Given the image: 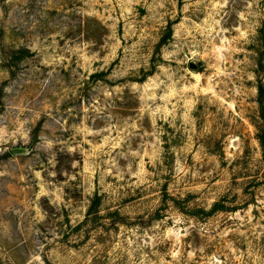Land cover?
<instances>
[{
    "label": "rangeland",
    "instance_id": "374dc122",
    "mask_svg": "<svg viewBox=\"0 0 264 264\" xmlns=\"http://www.w3.org/2000/svg\"><path fill=\"white\" fill-rule=\"evenodd\" d=\"M259 85L264 0H0V264H264Z\"/></svg>",
    "mask_w": 264,
    "mask_h": 264
},
{
    "label": "trees",
    "instance_id": "16d2710c",
    "mask_svg": "<svg viewBox=\"0 0 264 264\" xmlns=\"http://www.w3.org/2000/svg\"><path fill=\"white\" fill-rule=\"evenodd\" d=\"M258 104L260 107V116L262 118V122L263 125L262 127L259 126V128L257 129V139L259 141V144L262 148V152H263V164H264V89L262 87V85L258 86ZM262 129V131L260 130ZM264 175V173H263Z\"/></svg>",
    "mask_w": 264,
    "mask_h": 264
}]
</instances>
